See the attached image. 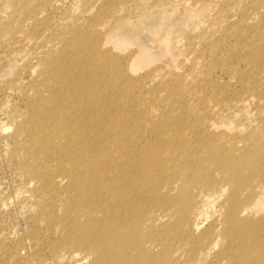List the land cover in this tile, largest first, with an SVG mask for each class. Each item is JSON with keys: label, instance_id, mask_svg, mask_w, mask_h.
<instances>
[{"label": "bare ground", "instance_id": "1", "mask_svg": "<svg viewBox=\"0 0 264 264\" xmlns=\"http://www.w3.org/2000/svg\"><path fill=\"white\" fill-rule=\"evenodd\" d=\"M13 5L20 7L18 0ZM259 5L264 8V0ZM26 15L19 20L26 28L46 19L43 11ZM113 16L105 34L118 33L114 39L121 44L129 18L118 11ZM253 19L247 16L245 21ZM95 24L91 23L90 31L104 34ZM6 25L0 24V39L13 31L11 27L3 30ZM85 26L74 32L76 24L71 20L66 29L54 30L48 39L37 36L33 30L38 26H33L34 36L16 38L13 32L4 45L9 55L17 56L33 42L28 53L41 63L33 92L28 93L26 120L17 122L12 147L5 154L18 158L48 199L38 219L45 222L42 228L58 236L54 254L64 250L65 255L71 254L60 256L65 264L72 259L74 264L89 259L91 264H264V125L226 140L229 114L209 109L217 118L207 123L200 112L208 99L202 88L220 81V76L207 75L216 69L207 74L193 69L189 77L162 72L161 65L152 77L134 83L136 88H152L149 94L154 103L144 114L124 115L128 124L111 126L102 116L109 106L102 111L100 106L108 101L102 90L114 73V62L100 55L97 39L91 40L90 26ZM172 40L166 32L159 46L171 59H178L182 48ZM239 48L243 49L240 56L224 57L225 68L230 75H238L245 91L256 95L240 98L236 107L263 108L264 75L255 69L264 63V30L238 33L227 52ZM145 49L140 47L127 59L146 61ZM238 63L249 70L242 74ZM198 64L195 58L190 67L199 68ZM87 69L96 78L92 82L83 76ZM198 76H202L198 90L186 86V79ZM116 87L124 90L122 94L129 91L123 85ZM72 90L77 94L62 97ZM161 93L163 98L158 97ZM142 99H132L133 106L143 105ZM152 109L160 116L153 115ZM137 116L146 121L143 127H134Z\"/></svg>", "mask_w": 264, "mask_h": 264}, {"label": "rangeland", "instance_id": "2", "mask_svg": "<svg viewBox=\"0 0 264 264\" xmlns=\"http://www.w3.org/2000/svg\"><path fill=\"white\" fill-rule=\"evenodd\" d=\"M144 1L147 3L143 5ZM260 1L18 0L20 7H16L13 5L16 0H0V24H7L3 30L10 27L13 29L10 33L5 32L7 35L2 36L0 39V264H35L34 258H36V261L41 262L48 260L53 264H65L62 263L64 260L60 261V256L62 258L71 256V254L65 255V250L54 254L58 236L54 231L50 232L48 229L42 228L45 222H39L38 219L39 209L48 199L45 198L36 180H31L29 174L19 164L18 158H11L5 154V151L10 150L12 147V135L15 133L17 122L26 120L23 113L29 103L28 93L33 92L31 89L32 84L37 81L36 76L41 67L40 61L32 59L28 53L30 46L34 44L33 42L28 44V49H18L21 52L16 54L17 56L9 55V48H5L4 45L11 39V34L14 32L13 37L16 36V38L19 36L26 37L29 34L34 36L32 27L38 26L33 31H36L37 36L48 39L52 36L54 30L60 32L62 29L64 30V27L66 29L71 20L75 21L76 24L74 32L78 29L87 28L85 25L90 26L91 23H96L94 26L99 24L104 34L96 36L94 31H90L93 27L90 26L88 32L91 35V40L94 39L95 41L97 39L95 44L100 45V55L102 52L104 55H101L102 57L111 63L118 64L117 67H119L117 71L116 64L110 63L114 66H112L113 70L116 69L115 71L118 73L113 70L114 73L108 72L111 73L108 76L111 79L106 78V83L104 81L103 86L105 90H102L104 93L101 91L104 98L108 97L109 103L106 101L107 105L105 103L102 105V102L100 111L109 106L101 113L104 122L107 121L112 124L111 126L126 124L124 115L144 114L147 106L154 103L151 101L149 94L152 88L147 87L146 90L141 87L136 88L134 83L137 80H147L148 77H152L155 71L159 72L158 67L161 65L163 66L162 72L167 70L166 72L172 73L173 71V73L186 74L193 69H200L207 74L215 68L214 72L211 71L212 73L210 72L207 75L212 74L211 77L214 79H218L220 76V81L202 88L203 94L208 99L200 112H202V116L205 114L206 122L210 123L217 116L211 114L209 109L215 110L216 113L226 111L224 114H229L226 119L228 122L226 127L229 128H224L228 136L225 134L223 136H226V140H228L235 134L242 135L248 131H253V129L263 128L264 125V99L261 102L263 108L256 109L252 107L245 111L236 107V103L240 98L256 94L243 89V85L237 81L239 79L238 75H230L223 60L224 57H230L233 60L234 54L237 56L242 54L243 49L241 48L233 53L227 52L235 43V37L238 33L243 35L250 33L252 30H264V19H261L264 15V8L259 5ZM39 11H43L46 17V19L42 18L41 24H34L28 28L23 24H19V20L27 13V15L32 16ZM116 11L119 15L125 14L129 18L128 28L122 32L127 41L124 39L121 44H117V39H114V36H117L118 33H115V35L105 34L108 25L113 22L115 16L113 14ZM247 16L254 19L246 22L245 18ZM17 18L19 19L16 20ZM166 32H169L177 48L179 46L182 48V54L179 55L178 59H171V54L163 52L159 46L161 36ZM55 42L57 41H54V45ZM140 47L146 48L145 50L148 52L146 53L148 54L146 61L140 62L138 58L135 61L130 58L131 61H129L127 58L131 57V54L139 50ZM204 48L210 51L207 50L206 55H200ZM51 49H54V47L46 50L50 51ZM49 51H46L45 54ZM195 58L200 62L198 64L199 68L197 66L190 67L192 60ZM94 64L97 65L96 62ZM238 65L242 74L245 70H249L242 63H238ZM170 68L172 69L170 70ZM178 68L180 72H177L179 71ZM174 69H177V71ZM255 70L264 75V63L259 64ZM77 73L79 74L78 71ZM84 73L83 76L90 82L96 79L91 78L92 72L90 69H87ZM76 76L75 73L74 78ZM173 76L171 75L170 79ZM81 78L83 77L81 76ZM195 79H186V86L195 87L198 90L202 76H198L197 80ZM112 84L123 85L124 89H128L130 93L125 91L122 94L124 90H116L118 88ZM107 85L110 86V90ZM77 92V90H72L69 94H63L62 97H68L71 94H77ZM110 93L112 96L109 95ZM134 94L136 97H145V99H142V102L145 100L143 105L133 106L135 102L132 99H136V97H133ZM163 94L161 93L158 97L163 98ZM262 95L264 96V92ZM114 97L117 98L116 101ZM127 100H129L128 103ZM118 110L116 120L115 115ZM152 112L153 115L160 116L158 110L152 109ZM133 116L136 115L133 114ZM140 117L137 116L135 121L134 127L136 128L145 125L146 121ZM222 120L225 121L223 117ZM118 125L117 128H119ZM217 201L216 197L213 203L217 205ZM210 220V217L205 219L206 226L210 224ZM78 254L84 255L82 252H78ZM91 262V259L84 260L82 264H91ZM70 264H74L73 259Z\"/></svg>", "mask_w": 264, "mask_h": 264}]
</instances>
